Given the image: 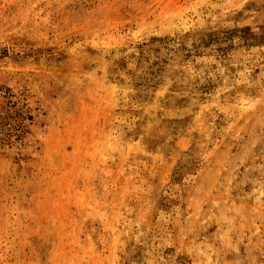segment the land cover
<instances>
[{
	"label": "rangeland",
	"instance_id": "rangeland-1",
	"mask_svg": "<svg viewBox=\"0 0 264 264\" xmlns=\"http://www.w3.org/2000/svg\"><path fill=\"white\" fill-rule=\"evenodd\" d=\"M0 264H264V0H0Z\"/></svg>",
	"mask_w": 264,
	"mask_h": 264
}]
</instances>
